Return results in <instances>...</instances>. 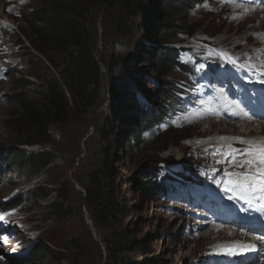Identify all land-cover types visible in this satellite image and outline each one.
Instances as JSON below:
<instances>
[{
    "label": "rangeland",
    "instance_id": "374dc122",
    "mask_svg": "<svg viewBox=\"0 0 264 264\" xmlns=\"http://www.w3.org/2000/svg\"><path fill=\"white\" fill-rule=\"evenodd\" d=\"M161 1L153 0L145 13L134 18L131 31L126 36L116 34L115 27L105 19L103 8L96 7L92 21L97 54L101 56L104 46V30L108 40L112 42L117 38L121 42L124 60L118 68L120 78L110 86L103 66L105 85L99 103L79 120L53 124L49 144L28 146L31 151L50 150L55 156L54 162L41 174L31 176L27 172L18 176L10 172L9 165L0 158V204L21 202L14 208L0 210V217H3L0 219V237L6 238V242H0V264H104L106 248L98 231L92 229L97 233L94 235L91 230L81 182L91 169L101 166L106 157L110 124L116 135L113 138L115 150L108 157V162L118 173L115 184L125 204L121 225L137 231L136 238L149 247L146 254L134 249L130 254L134 261L245 264L250 258L252 252L247 250L245 243L240 247H229L235 250V254H242L244 261L223 253L226 244L223 243L227 239L217 242L211 229L215 224L222 228L232 226L242 233L252 231L251 225L264 228V224L254 223L258 221L254 219V213L249 216L239 212L242 205L236 199L233 186L240 183L239 193L243 189L247 180L244 174L254 164L258 148L253 149L252 145L244 142L242 147L251 149L243 158H235V168L227 172L221 151L222 146L230 142L229 138H208L214 132L201 127L200 122L205 121V116H201L198 123L188 125L187 115L194 113V108L202 110L199 105L189 102V96L201 87L204 73L215 76L220 69L231 66L234 79L223 77L234 90H246L239 76H242L241 72L245 76L250 75L249 69L239 64L240 72L230 65V59L222 61L221 53L229 51L242 56L256 49L261 53L264 41L257 42L258 33L255 34L261 31V19L255 17L242 24L254 31L250 42L243 44L238 41L242 36L236 34L232 22L237 20L236 14L229 12L232 6L220 0H186L187 9L182 16L180 32L162 42L159 38L161 20L157 17ZM28 2L0 0V147L8 145L14 137L7 121L13 111L19 109L15 94L27 90L17 84L20 71L43 69L56 74L46 59L31 46L27 34L21 32V29L26 30V24L22 22L19 11ZM262 27L264 32V24ZM242 39L245 40L244 37ZM162 46L178 49L179 60L188 64L190 72L174 67L169 74L161 76L155 60ZM206 53L211 54L210 57ZM105 55L106 58L111 57L110 48H106ZM212 58L216 59L209 63L200 61ZM29 78L35 80L34 77ZM111 88L119 90L114 105H111ZM168 93L172 96L164 98ZM130 97L136 101L139 122L165 111L162 118L144 129L140 143L129 141L128 133L124 132L126 128H140L138 121L130 125L119 121L123 103ZM245 131L246 128L243 135ZM146 173L154 174L159 188L153 196L138 190V180ZM61 183L64 185L61 189L67 196L65 202L56 192ZM224 192L230 199L226 200ZM54 203H60L67 212L58 214L53 209ZM257 236L259 239L263 237ZM252 239L254 236L249 241ZM38 243L50 246V258L39 261L32 258V250ZM259 255L256 251L255 256Z\"/></svg>",
    "mask_w": 264,
    "mask_h": 264
},
{
    "label": "trees",
    "instance_id": "16d2710c",
    "mask_svg": "<svg viewBox=\"0 0 264 264\" xmlns=\"http://www.w3.org/2000/svg\"><path fill=\"white\" fill-rule=\"evenodd\" d=\"M152 2L153 0H29L20 9L19 16L26 24V30L21 29V32L27 34L31 46L46 59L56 71V76L43 69L20 71L17 84L27 90L15 94L19 109L13 111L12 117L7 121L14 137L8 145L0 147V158L9 165L10 172L18 176L27 172L31 176L41 174L54 162L55 156L50 150L31 151L28 146L49 144L51 125L79 120L99 103L105 85L103 66L106 67L110 86L120 78L118 68L124 60V53L120 51L121 42L117 38L112 42L108 40L104 30V46L100 51L101 56L97 54L92 21L95 8L102 7L105 19L115 27L116 34L126 36L131 31L132 20L145 13ZM186 9V0L160 2L157 17L161 20L159 38L162 42L180 32ZM106 48H110L112 52L110 58H106ZM179 56L180 51L172 46L158 49L155 61L161 76L169 74L174 67L190 70L181 63ZM29 77H34L35 80ZM110 92L113 105L119 90L111 88ZM170 96L172 94L168 93L164 98L168 99ZM164 115L165 111L139 122L136 101L130 97L123 103L119 121L129 125L138 121L140 128H126L124 132L128 133L129 141L140 143L144 129ZM152 116L156 117L150 118ZM110 126L111 135L106 137V157L101 166L91 169L82 179L84 204L105 245L107 257L104 264H154L147 260L134 261L130 256L134 249L146 254L149 247L146 242L136 238L137 231L121 225L125 204L123 195L115 184L118 173L108 162V157L115 150L113 138L116 135L112 124ZM61 188L64 189L63 184L58 186L56 192L65 202L67 196ZM158 189L152 173H146L138 180V190L143 194L153 196ZM20 204V201L1 203L0 210ZM53 209L62 215L67 212L60 203H54ZM31 256L35 260H43L52 256V250L46 243H38Z\"/></svg>",
    "mask_w": 264,
    "mask_h": 264
},
{
    "label": "bare ground",
    "instance_id": "6f19581e",
    "mask_svg": "<svg viewBox=\"0 0 264 264\" xmlns=\"http://www.w3.org/2000/svg\"><path fill=\"white\" fill-rule=\"evenodd\" d=\"M220 1L232 6L233 9L231 8L229 12L231 14H236L234 17L237 20L232 21L235 25L234 29L238 36L245 38V40H243L239 37L238 41L243 42V44H247L248 41L250 42L251 35L254 32L253 28L246 29L242 24L255 17L261 19V24L259 26L261 31L255 32V34L258 33V36L256 35V41H264L262 27L264 24V0ZM238 1H243V3L240 4ZM253 1L257 5H255ZM206 54L207 56L211 55L208 53ZM221 54L222 61L230 59V65L237 68L240 72L241 69L237 67L239 64L244 65L249 69L250 75L245 76L243 75V72H241L242 76H239V81L246 86V90H234L233 87H231L230 82L223 77V75H225L228 79H234L233 72H231V66L229 68L224 67L220 69V71L216 72L215 76L204 73L205 78L201 87L197 88V93L190 94L189 96V102L199 105L202 110L194 108V113H188V125L198 123L201 116H205V121L200 122L202 123L201 127L214 132V134L208 138H215V140L220 137L229 138L230 142L227 140L229 143H225V145L222 146L221 151L223 164L227 166V172L230 169L235 168V158H243V155L248 153L251 149L250 147H242L244 142L252 145L253 149L258 148L256 155H254V164L249 168L246 174H244V178L247 180H245L243 189L239 193L238 190L241 189L240 183H237L236 185L233 184V186L237 194L236 199L239 200L242 205L239 212L249 214V216L254 213V219L258 220L254 221V223L264 224V47L262 48L261 53L256 49L251 52H246L242 56L229 51ZM207 56H205V58ZM215 59L216 58L200 61L209 63ZM229 74L231 75L228 76ZM194 99L197 101H193ZM255 126H257L256 129ZM245 128L246 131L243 135L242 132ZM240 145L242 148H239ZM222 197V194H220V198ZM224 197L226 200L230 199L227 193ZM89 218L90 217H87L89 224H91ZM92 229L93 228H91V230ZM211 231L212 234L214 233L216 236L217 242L221 239H227L223 243H226L223 246V253H228L233 257L235 256L240 261H244L242 254H235V250H231L232 248L229 247L235 245L241 246L245 243L247 250L252 252V254H249L250 258L246 260L245 264L258 262L259 264H264V228L253 227L252 231L242 233L239 230L233 229L232 226L222 228L220 224H215ZM259 233L263 235L260 239L257 236ZM253 236L254 240L252 239L249 241ZM256 251L261 254L259 257L255 256Z\"/></svg>",
    "mask_w": 264,
    "mask_h": 264
},
{
    "label": "water",
    "instance_id": "95a60500",
    "mask_svg": "<svg viewBox=\"0 0 264 264\" xmlns=\"http://www.w3.org/2000/svg\"><path fill=\"white\" fill-rule=\"evenodd\" d=\"M108 83H109V80H108ZM116 102H113V105L115 104ZM52 126V125H51ZM51 128V127H50ZM90 217V216H89ZM90 221H91V224H92V228L95 229L94 225H93V222H92V219L90 217ZM96 230V229H95ZM95 235H97V233L95 232Z\"/></svg>",
    "mask_w": 264,
    "mask_h": 264
},
{
    "label": "snow or ice",
    "instance_id": "6c2138e0",
    "mask_svg": "<svg viewBox=\"0 0 264 264\" xmlns=\"http://www.w3.org/2000/svg\"><path fill=\"white\" fill-rule=\"evenodd\" d=\"M0 219H3V217H0ZM0 242H6V238L0 237Z\"/></svg>",
    "mask_w": 264,
    "mask_h": 264
}]
</instances>
